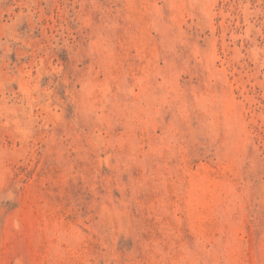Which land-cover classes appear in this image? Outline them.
Segmentation results:
<instances>
[{"label":"rangeland","instance_id":"374dc122","mask_svg":"<svg viewBox=\"0 0 264 264\" xmlns=\"http://www.w3.org/2000/svg\"><path fill=\"white\" fill-rule=\"evenodd\" d=\"M0 264H264V0H0Z\"/></svg>","mask_w":264,"mask_h":264}]
</instances>
